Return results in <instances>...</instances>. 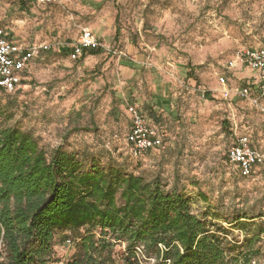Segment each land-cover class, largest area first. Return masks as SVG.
<instances>
[{
    "label": "rangeland",
    "instance_id": "obj_1",
    "mask_svg": "<svg viewBox=\"0 0 264 264\" xmlns=\"http://www.w3.org/2000/svg\"><path fill=\"white\" fill-rule=\"evenodd\" d=\"M57 1L21 9L19 0H0V26L13 40L51 45L32 60L18 90L2 96L0 124L30 132L48 153L104 149L129 171L188 195L198 216L254 217L246 231L231 229L237 240L264 229V163L244 177L226 159L235 126L264 154V112L238 93L255 70L236 59L264 46V0ZM82 28L96 35L101 52L72 61L62 51ZM130 42L144 56L133 61L131 79L120 68L134 59ZM229 61H236L231 69ZM128 103L146 117L151 109L163 132V145L142 157L132 156L125 140ZM259 233L261 256L252 264L264 263ZM54 243L57 264L76 252L70 232L57 231Z\"/></svg>",
    "mask_w": 264,
    "mask_h": 264
},
{
    "label": "trees",
    "instance_id": "obj_2",
    "mask_svg": "<svg viewBox=\"0 0 264 264\" xmlns=\"http://www.w3.org/2000/svg\"><path fill=\"white\" fill-rule=\"evenodd\" d=\"M29 4L34 3L19 0L21 9ZM62 52L68 56L69 49ZM100 52L101 47L88 49L72 61ZM252 77L243 86L255 95ZM150 116L163 145L158 117ZM233 133L226 152L230 164L229 148L237 137L248 136L237 135V126ZM198 196L207 201L204 194ZM221 218L229 227L218 223ZM253 219L244 213L222 217L217 211L198 216L188 195L168 189L158 177L148 180L129 171L125 161L104 149L58 146L48 153L30 132L0 124V264L61 263L54 250L57 231L70 232L76 240V252L62 264H252L261 256L259 232L264 229L242 240L231 229L246 231Z\"/></svg>",
    "mask_w": 264,
    "mask_h": 264
},
{
    "label": "built area",
    "instance_id": "obj_3",
    "mask_svg": "<svg viewBox=\"0 0 264 264\" xmlns=\"http://www.w3.org/2000/svg\"><path fill=\"white\" fill-rule=\"evenodd\" d=\"M36 5H54L57 0H30ZM102 44L92 30L82 28L80 36L72 45H66L69 49V59L75 60L88 49H96ZM51 45L41 43L38 45L24 46L13 40L6 28L0 26V97L3 93H11L21 86L22 73L30 65L32 60L41 52H47ZM236 59L241 65L255 70L252 83L257 84V94L253 95L251 87L242 86L238 93L250 101L257 109L264 112L261 99L264 96V48H248L238 53ZM236 61H229L227 68L235 66ZM219 81L224 84L225 78ZM126 110L130 119V129L125 140L129 146L130 153L134 157H140L151 149L162 145V137L158 130L150 125L143 112L133 104H127ZM228 160L234 164L245 177L252 174L254 168L264 163V154L251 145L246 135L237 137L235 143L228 150ZM254 263V261H253Z\"/></svg>",
    "mask_w": 264,
    "mask_h": 264
},
{
    "label": "crops",
    "instance_id": "obj_4",
    "mask_svg": "<svg viewBox=\"0 0 264 264\" xmlns=\"http://www.w3.org/2000/svg\"><path fill=\"white\" fill-rule=\"evenodd\" d=\"M128 52H129V54H133L131 57H133L134 59H131V61L125 62V64H123L120 68L122 69V73L124 74L125 78H130L131 79L134 76V72H135L134 71V68H135L134 62H136V63H138V62L139 63H142L144 61V56H143V54H141L132 45L128 48ZM131 96H135V94L134 95H131ZM150 112L153 113L152 110L147 109V113H148V116H149V117L147 116L148 122H152V118H151L152 116H150ZM153 115H155V114L153 113Z\"/></svg>",
    "mask_w": 264,
    "mask_h": 264
}]
</instances>
